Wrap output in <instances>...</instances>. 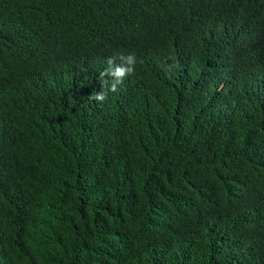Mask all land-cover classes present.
<instances>
[{"label":"trees","instance_id":"obj_1","mask_svg":"<svg viewBox=\"0 0 264 264\" xmlns=\"http://www.w3.org/2000/svg\"><path fill=\"white\" fill-rule=\"evenodd\" d=\"M0 264H264V0H0Z\"/></svg>","mask_w":264,"mask_h":264},{"label":"clouds","instance_id":"obj_2","mask_svg":"<svg viewBox=\"0 0 264 264\" xmlns=\"http://www.w3.org/2000/svg\"><path fill=\"white\" fill-rule=\"evenodd\" d=\"M119 59L122 61L121 65H116L115 67H110L106 70L107 74L112 75L116 78V82L113 83L111 88L112 91L117 90V84L122 80L125 75L130 74L134 71V67L136 64V57L134 53H130L126 56L121 55ZM112 64L113 61L110 59L109 65L111 66ZM91 98L97 101H104L106 99V93L98 92L94 95V97Z\"/></svg>","mask_w":264,"mask_h":264}]
</instances>
